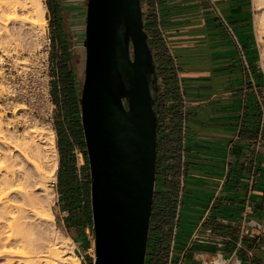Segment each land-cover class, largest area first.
I'll list each match as a JSON object with an SVG mask.
<instances>
[{
    "label": "crops",
    "instance_id": "1",
    "mask_svg": "<svg viewBox=\"0 0 264 264\" xmlns=\"http://www.w3.org/2000/svg\"><path fill=\"white\" fill-rule=\"evenodd\" d=\"M141 2L144 22L155 23L164 48L161 57L153 51L165 108L155 191L177 182L175 215L163 226L170 235L164 264H263L264 145L253 87L263 82L256 19L264 6ZM57 207L67 213L62 225L70 237H87L85 224L67 220L65 203ZM153 247L146 264H156Z\"/></svg>",
    "mask_w": 264,
    "mask_h": 264
},
{
    "label": "water",
    "instance_id": "2",
    "mask_svg": "<svg viewBox=\"0 0 264 264\" xmlns=\"http://www.w3.org/2000/svg\"><path fill=\"white\" fill-rule=\"evenodd\" d=\"M80 117L93 264H145L157 177L158 75L141 0H88Z\"/></svg>",
    "mask_w": 264,
    "mask_h": 264
},
{
    "label": "bare ground",
    "instance_id": "3",
    "mask_svg": "<svg viewBox=\"0 0 264 264\" xmlns=\"http://www.w3.org/2000/svg\"><path fill=\"white\" fill-rule=\"evenodd\" d=\"M255 1L259 8L264 6V0ZM1 5L10 13L7 17L4 16L5 18L3 15L2 18L0 16V19L5 21L2 24L3 27L9 26L11 23L14 25L28 23L36 26L39 23L40 34L41 29L46 25L44 16L46 9L41 0H2ZM19 12L27 13L26 19H22L25 16L21 18ZM34 17L37 18V21L36 19L32 21ZM22 27H24L23 24ZM256 29L259 37L264 35V10L257 15ZM4 32H7V29H4ZM1 126L2 119L0 120V131ZM26 139L28 142H24L25 146L23 143L11 145L9 144L11 140H8L9 142L1 141L6 146L11 145L14 153H23L20 154L22 157L12 154L13 163L11 159L9 161L12 171L6 170V172L9 171L4 174L6 176H0V225L4 223L6 228L16 235L11 238L12 235L9 234L8 244L13 248L4 251V254L10 258L7 257L8 260H5L4 264H15V261H19L20 264H64L66 261L71 264H81L79 257L73 253V244L67 236L58 229L52 232L55 234L53 236L46 231L45 235L42 230L43 227L49 229V225H52L55 220L51 211L53 192L46 189L48 175L54 176L59 164L55 131L48 126L38 130L32 128ZM30 140L33 145L29 143ZM10 153H8L9 156ZM35 156H38L39 159L38 157V160L35 159ZM39 191L43 193L39 194ZM41 231L43 232L41 233ZM17 258L18 260H16Z\"/></svg>",
    "mask_w": 264,
    "mask_h": 264
},
{
    "label": "rangeland",
    "instance_id": "4",
    "mask_svg": "<svg viewBox=\"0 0 264 264\" xmlns=\"http://www.w3.org/2000/svg\"><path fill=\"white\" fill-rule=\"evenodd\" d=\"M1 1H0V6H1L0 10L1 9L2 10L0 11V16H1V18H2V15H3V17L4 16L7 17L10 13L5 10V8L2 6L3 4L1 5ZM41 1H42L43 5L46 9L45 15H44L45 19H46V25L41 29L40 34H39V23H38V26L32 25V24L30 25L28 23H20V24L18 23L15 25L11 23V24H9V26L3 27L2 24L5 23V21H3V19H0V21H1L0 22V24H1L0 25V30H1L0 31V33H1L0 34V47H2V48L10 47V46L17 47V48H19V53H21V55L25 56V57H29V56L34 55V54H39V72H40V71H43V69H44V67L42 65L43 58L45 56V51H46L44 42L48 36H51L52 43H51V48H50L48 55H49V60H51V64H52V69L50 68V70L52 71V74L54 76L53 88H55L56 82H57V73H56L57 72L56 71V64L57 63L56 62L58 61L57 60L58 56H60V54H61V48L58 44L53 43V40H54V36H53L54 35V32H53L54 21H53L52 11L49 8L50 2L51 1L53 2V0H41ZM59 1L61 3V6L65 10H67V12L70 13V15H68V17L66 19H64L65 26H66L65 30L67 31L68 35H70L72 38L73 47L75 49L77 48V49L82 51L83 50V41L85 38V31H86V9H87L86 1L85 0H57V2H59ZM3 2H5V1H3ZM74 2H75V5H74ZM21 14H23V15H21ZM26 14H25V12H23V13L19 12V15L21 16V18H22V16H25L22 19H26V16L28 15V14L27 15ZM66 16L67 15H65V17ZM35 19L37 21L36 17H34L32 21H34ZM22 24L25 28L22 27ZM17 28H19V29H17ZM4 29L5 30L7 29V32H4ZM33 29H34V31H33ZM17 30H18V33H17ZM35 30H36V33H35ZM17 35H19V36H17ZM77 57H78L77 60L80 61L81 55L78 54ZM0 87H1V85H0ZM57 109L59 110V106ZM55 112L57 113V111H55ZM29 115H31V114H29ZM31 116H35V117L32 118L30 116H26V114L19 116L18 113L17 114H13V113L5 114V113L1 112V110H0V120L2 119V126H1V131H0V136H2L0 138L1 139L0 140V176L4 177V176H6L4 174H7V172L12 171L11 170L12 165H10V164H11V162L13 163V160H14L13 155L16 156V154H17L19 157L21 156L20 154L22 152L20 154H19V152L14 153V150L10 147L11 145H13L14 143L15 144L16 143H23L25 146V143L28 142L26 139L27 134H28V132H30V130L32 128H35L36 130L43 128V127H47V126L53 128L55 131V142H56L59 164H58L56 174L52 177H50V175H48L49 178L47 180L46 189L49 192H53L51 211L55 215L54 216L55 220H54V223L52 224L53 226L49 225L50 226L49 229L46 227H43L42 230L44 232L46 231L47 233L52 234V236H53L55 234L52 232H55L56 229H58L62 233H64L65 236L70 237V235L68 234V232H66V230H64L63 225H62V224H64L63 218L66 216L67 213H65V215H63V213H61L62 215L60 213H56L57 212L56 210L58 209V207H57L58 204L62 202L61 201L62 196H61V189H60V181H59L60 153H59V146H58V133H57V129H56L57 117L56 118L54 117V122L52 123L53 126H51L49 124L46 116L44 115V111L41 108H39V116H37L36 113L34 115H31ZM3 137H5V138L3 139ZM4 140H6V141L11 140L9 143L11 145L10 146L9 145L6 146V144L4 145L1 142ZM12 141H13V143H11ZM30 142H32V141L30 140L29 143ZM84 142H85V140H84ZM30 144H32V143H30ZM10 152H12V153H10ZM85 152L87 153L86 146L81 145L80 143H76V146L74 148L75 168H76L77 176L79 178V182L84 184L82 187L86 189L88 196H89L91 218H88V221L85 222V226H84L85 230H87L86 231L87 237L82 238L81 240H77V239L72 238V237H70V238L72 239L71 242L73 244V253L79 257L81 264H93V261H94V230H93L91 199H90V169H89V162H87V160H86ZM8 153H10V156L8 155ZM35 157H36L35 159H37L38 156H35ZM10 159H11V162L9 163ZM38 159H39V157H38ZM3 170H5V171H3ZM6 170H9V171L6 172ZM53 177H56L55 179H57V186L56 187H51V185L49 184V181ZM40 192L41 191H39L38 193L39 194L43 193V192L42 193H40ZM77 195L79 196V194H77ZM84 206H85L84 202H82L80 204V207L83 209ZM2 224L0 225V232H1V234H0L1 235L0 236L1 237L0 238V249H1V251H0V254H1L0 255L1 256L0 257V264H4L5 260H8V258H9L6 254H4V251H8V249L10 250L11 247L13 248L12 245L8 244V238L10 237V235H12L11 238H14L16 236L15 234L10 232L6 228L4 223H2ZM52 228H53V231H51ZM43 231H41V233ZM46 232H45V235H46ZM39 233H40V231H39ZM6 238H7V240H5ZM78 241H81V242L78 243ZM3 245H4V247H3ZM16 260H18V258ZM18 263L20 264L19 261H15V264H18ZM57 263H59V262H57ZM64 264H71V263L69 261H66Z\"/></svg>",
    "mask_w": 264,
    "mask_h": 264
},
{
    "label": "trees",
    "instance_id": "5",
    "mask_svg": "<svg viewBox=\"0 0 264 264\" xmlns=\"http://www.w3.org/2000/svg\"><path fill=\"white\" fill-rule=\"evenodd\" d=\"M49 8L52 11L54 21L53 43L58 44L61 48V54L58 56V61L56 62L57 82L55 88H53L54 90L52 89L53 99L57 104V108L59 106L55 118L57 117L56 129L58 133V146L60 153L59 181L62 196L61 201L68 207L69 215L67 216V220L71 221L72 224L81 225L85 224V222L88 221V218H91V215L88 193L86 189L82 187L84 184L79 182L75 168L74 148L76 143L86 146L80 117V91L78 77L73 62V54L70 49V41L64 32L65 26L60 4L57 0H53V2H50ZM145 29L150 36L149 43L152 51L158 48L161 50L158 57L163 56V42L157 33L155 23L153 21L147 22L145 24ZM153 97L155 99L154 108L157 114L158 124L156 167L158 174L161 160L159 150L162 146L159 142L160 124L165 112L162 99L159 95V85L158 92H153ZM165 139H168L170 142L176 141V139L170 136H167L164 140ZM85 155L88 162L86 152ZM169 183L170 185L167 186L170 188L169 191L166 189H164V191L157 190L155 191L154 197L146 257L150 254L149 247L154 246L152 254H154L153 258L156 264H164L165 257L168 253L170 235L163 230V226L169 224L174 218L177 205V182L174 181ZM77 194H79V196ZM82 202H84L85 205L83 209L80 207Z\"/></svg>",
    "mask_w": 264,
    "mask_h": 264
},
{
    "label": "built area",
    "instance_id": "6",
    "mask_svg": "<svg viewBox=\"0 0 264 264\" xmlns=\"http://www.w3.org/2000/svg\"><path fill=\"white\" fill-rule=\"evenodd\" d=\"M51 43L52 38L48 36L44 42L46 49L42 63L44 69L40 72L39 54L25 57L19 53L17 47H0L1 112L5 114L18 113L19 116L26 114V116L34 118L35 116L31 115L36 113L39 116V108H41L49 124L52 125L56 116L57 104L52 95L54 76L50 70L52 64L48 55ZM256 45L259 52L258 65L263 76V82L254 86L253 90L262 111V134L258 139V143L264 145V35L259 37L256 34ZM49 184L51 187H56L57 179H51ZM262 248L264 251V233Z\"/></svg>",
    "mask_w": 264,
    "mask_h": 264
},
{
    "label": "flooded vegetation",
    "instance_id": "7",
    "mask_svg": "<svg viewBox=\"0 0 264 264\" xmlns=\"http://www.w3.org/2000/svg\"><path fill=\"white\" fill-rule=\"evenodd\" d=\"M86 1V4L88 2V0H85ZM59 4H60V7H61V10H62V16H63V22H64V19H66L68 17V15H70L69 12H67V10H65L62 6H61V3L59 1ZM74 5H75V2H74ZM87 10V9H86ZM65 15H67L65 17ZM64 26H65V22H64ZM65 29H66V26H65ZM66 33V36L67 38L69 39L70 41V49H71V52L73 54V62H74V66L76 68V71H77V77H78V84H79V91L81 93V85H82V81L84 79V68H85V49H84V46H83V50H79V49H75L72 45V38L70 35H68L67 31L65 30L64 31ZM78 54L81 55V58H80V61L77 60V56ZM79 93V94H80ZM80 96V95H79Z\"/></svg>",
    "mask_w": 264,
    "mask_h": 264
}]
</instances>
